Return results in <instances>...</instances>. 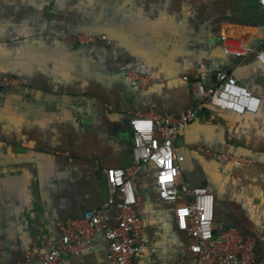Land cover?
Wrapping results in <instances>:
<instances>
[{
    "label": "crops",
    "instance_id": "1",
    "mask_svg": "<svg viewBox=\"0 0 264 264\" xmlns=\"http://www.w3.org/2000/svg\"><path fill=\"white\" fill-rule=\"evenodd\" d=\"M81 34L97 40L82 43ZM223 35L262 41L261 0H0V264H27V250L44 240L60 246L62 224L101 207L115 192L112 169L136 162L131 117L185 113L198 101L196 83L213 85L220 69L261 95V110L207 104L176 140L185 156L178 180L213 191L215 230L239 228L264 257V65L254 53L226 52ZM127 68L152 75L150 85ZM5 75L20 84L5 85ZM226 147L255 162L236 167L206 152ZM156 172L147 162L137 177L151 242L134 264H197L177 221L187 198L162 199ZM109 245L100 232L66 257L108 264Z\"/></svg>",
    "mask_w": 264,
    "mask_h": 264
},
{
    "label": "built area",
    "instance_id": "2",
    "mask_svg": "<svg viewBox=\"0 0 264 264\" xmlns=\"http://www.w3.org/2000/svg\"><path fill=\"white\" fill-rule=\"evenodd\" d=\"M264 7V0H261ZM101 39L113 44L106 35ZM97 40L95 35L81 34L79 41L89 43ZM223 48L238 56L254 53L264 65V38L255 45L223 35ZM128 77L147 88L152 75L143 74L134 68H127ZM7 86L20 84V79L5 75L1 79ZM198 101L185 113L176 115L137 113L131 117L134 156L136 162L127 168L112 169L115 192L97 209L88 210L83 216L68 218L61 226L62 244L53 246L44 240L27 250V264H70L66 253L82 254L91 247L92 238L103 232L109 239L108 264H134L135 256L151 242L145 232V218L136 210L139 203L137 177L147 162L157 167L156 177L160 197L165 200L187 198L185 206L178 213V227L187 234L189 247L197 264H264L256 240L239 228L215 230V194L206 186H190L179 182L180 163L185 156L179 151L176 140L181 132L199 116L207 105H217L235 113H256L261 110L263 98L241 82L226 69L216 72V82L207 86L196 83ZM258 103H255L257 102ZM221 162L236 167H246L255 162L252 157L237 154L229 148L206 149ZM114 206L112 216L108 209ZM114 220V221H113ZM175 264H187L185 256L177 258Z\"/></svg>",
    "mask_w": 264,
    "mask_h": 264
},
{
    "label": "clouds",
    "instance_id": "3",
    "mask_svg": "<svg viewBox=\"0 0 264 264\" xmlns=\"http://www.w3.org/2000/svg\"><path fill=\"white\" fill-rule=\"evenodd\" d=\"M255 103H258V101H257V102H255Z\"/></svg>",
    "mask_w": 264,
    "mask_h": 264
}]
</instances>
